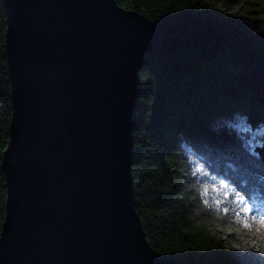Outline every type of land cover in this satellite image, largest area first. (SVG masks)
I'll use <instances>...</instances> for the list:
<instances>
[{
    "label": "water",
    "instance_id": "95a60500",
    "mask_svg": "<svg viewBox=\"0 0 264 264\" xmlns=\"http://www.w3.org/2000/svg\"><path fill=\"white\" fill-rule=\"evenodd\" d=\"M3 1L13 114L0 264H165L132 172L159 28L117 0ZM250 75L264 92V62Z\"/></svg>",
    "mask_w": 264,
    "mask_h": 264
},
{
    "label": "trees",
    "instance_id": "16d2710c",
    "mask_svg": "<svg viewBox=\"0 0 264 264\" xmlns=\"http://www.w3.org/2000/svg\"><path fill=\"white\" fill-rule=\"evenodd\" d=\"M242 1L117 0L159 28L141 74L132 172L135 208L165 264H264V197L251 202L259 211L245 213L225 195L233 186L220 184L231 177L254 187L264 177L254 145L264 143V92L250 75L251 65L264 62V0L258 13ZM6 29L0 0V234L13 114ZM205 141L214 146L208 166L193 175L206 163L193 145Z\"/></svg>",
    "mask_w": 264,
    "mask_h": 264
},
{
    "label": "snow or ice",
    "instance_id": "6c2138e0",
    "mask_svg": "<svg viewBox=\"0 0 264 264\" xmlns=\"http://www.w3.org/2000/svg\"><path fill=\"white\" fill-rule=\"evenodd\" d=\"M231 121H225L226 126H231ZM213 145L210 141H205L202 144L193 145V148L199 153H201V158L206 161L203 167L196 168L193 175H199L200 172L203 171L204 167L208 166L207 158L208 153L213 150ZM220 184L227 187L228 185L233 186V190L231 192H226L225 195L230 199H235L236 203L241 205V210L245 213H251L253 211H259L256 208L255 204H252V201H255L259 197H264V177L260 178V183L254 187H249V185L244 182L242 183L239 179H233L231 177H225L220 180ZM213 188H217L218 185H212ZM207 191V189H205ZM207 203V201H205ZM219 204L220 201H217ZM225 212L229 210L227 208L224 209ZM239 214V213H238ZM261 223H264V215L261 216ZM245 226H250L248 221H244Z\"/></svg>",
    "mask_w": 264,
    "mask_h": 264
},
{
    "label": "rangeland",
    "instance_id": "374dc122",
    "mask_svg": "<svg viewBox=\"0 0 264 264\" xmlns=\"http://www.w3.org/2000/svg\"><path fill=\"white\" fill-rule=\"evenodd\" d=\"M243 7L246 11L252 12V13H258L259 10V6L257 5V0H243L242 3L240 4V7ZM239 8V6H236L233 11L237 10ZM244 126V125H243ZM240 129V126H239ZM244 131H250L251 127L249 125H245L243 128ZM254 144V143H253ZM264 144V143H263ZM260 142L255 143V148L257 146H261L263 145ZM218 188H220L218 186Z\"/></svg>",
    "mask_w": 264,
    "mask_h": 264
}]
</instances>
